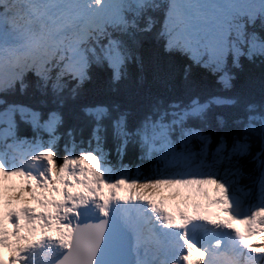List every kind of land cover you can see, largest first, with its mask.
Returning <instances> with one entry per match:
<instances>
[{
  "label": "snow or ice",
  "instance_id": "obj_1",
  "mask_svg": "<svg viewBox=\"0 0 264 264\" xmlns=\"http://www.w3.org/2000/svg\"><path fill=\"white\" fill-rule=\"evenodd\" d=\"M261 245L264 0H0V264Z\"/></svg>",
  "mask_w": 264,
  "mask_h": 264
},
{
  "label": "trees",
  "instance_id": "obj_2",
  "mask_svg": "<svg viewBox=\"0 0 264 264\" xmlns=\"http://www.w3.org/2000/svg\"><path fill=\"white\" fill-rule=\"evenodd\" d=\"M245 72H249V73L256 75L258 77L260 72H261V68L258 66H248L247 64H245ZM61 131L63 132V130H61ZM63 144H64V140L62 139L60 141L61 147L63 146ZM129 159H130L129 157H126L125 162L126 163L129 162Z\"/></svg>",
  "mask_w": 264,
  "mask_h": 264
}]
</instances>
